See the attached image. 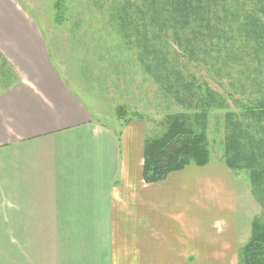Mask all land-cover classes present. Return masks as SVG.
Returning a JSON list of instances; mask_svg holds the SVG:
<instances>
[{"label": "crops", "instance_id": "obj_1", "mask_svg": "<svg viewBox=\"0 0 264 264\" xmlns=\"http://www.w3.org/2000/svg\"><path fill=\"white\" fill-rule=\"evenodd\" d=\"M0 12V52L18 76L0 86V264L209 258L200 226L225 201L211 184L227 181V167L191 165L146 182L147 121L115 131L96 120L28 18L7 14L8 0Z\"/></svg>", "mask_w": 264, "mask_h": 264}, {"label": "trees", "instance_id": "obj_2", "mask_svg": "<svg viewBox=\"0 0 264 264\" xmlns=\"http://www.w3.org/2000/svg\"><path fill=\"white\" fill-rule=\"evenodd\" d=\"M60 2L55 6L58 26L69 20L63 0ZM87 2L97 4L99 10H107L120 37L114 50L120 53L123 50L132 77L138 74L133 69L142 68L158 84L157 90L181 109L166 115L161 135L147 137L145 181L161 182L173 172L191 165L204 167L210 162L225 164L231 173H247L251 196L261 209L252 219L247 245L237 251L238 264H261L260 256L264 257V0ZM69 26L74 40L79 37L81 26L73 21ZM93 35L89 31L82 37ZM123 62L114 63L113 68ZM197 65L209 66L211 80L221 83L225 80L226 92L214 88L210 80L199 79L195 69L203 70ZM0 75L2 87L18 78L2 52ZM217 111L223 112V153L220 161H213L207 135L210 114ZM135 117L146 119L135 111L123 123Z\"/></svg>", "mask_w": 264, "mask_h": 264}, {"label": "rangeland", "instance_id": "obj_3", "mask_svg": "<svg viewBox=\"0 0 264 264\" xmlns=\"http://www.w3.org/2000/svg\"><path fill=\"white\" fill-rule=\"evenodd\" d=\"M8 1L12 4L14 12L7 14L28 18L35 30L45 38L48 50L60 72L70 79L73 89L87 101L95 119L103 120L105 125L117 131L123 121L134 116L135 111H139L147 121V137H158L164 132L166 115L181 110L173 100L167 99L164 93L157 90L158 84L145 70L133 69L138 74L132 77L130 64L126 62L123 50L121 49V53L114 50L120 37L110 22L107 10H99L97 4H90L87 0H63L69 20L58 26L55 22V6L61 3V0ZM71 21L79 22L81 26L79 37L74 40L70 33ZM89 31L94 35L86 39L85 36L82 37ZM133 53L131 58L134 59ZM112 57L116 59L112 60ZM117 59L124 62L120 67L113 68L114 63H120ZM198 67L203 70L199 72L198 68L195 69L199 79L203 77V80H210L214 88L226 92L228 87L225 80L222 83L219 80H211L209 66L208 69ZM191 68L193 70L194 67ZM1 77L0 75V80L3 79ZM222 114V111L210 114V130L207 137L213 161L222 159ZM227 174V181L232 189L226 188L224 182L227 181L223 177H220V181H212V196H227L221 207L210 209L216 214L214 219L210 220L212 215H208V223H201L200 226L203 236L206 237L204 242L209 246V258L193 257V264H238V248L244 249L250 239L252 219L261 208L251 196L247 173H231L227 169ZM194 205L195 203L191 204ZM226 208H231L232 211ZM196 246L199 247L198 244ZM260 261L263 264L264 257L260 256Z\"/></svg>", "mask_w": 264, "mask_h": 264}]
</instances>
